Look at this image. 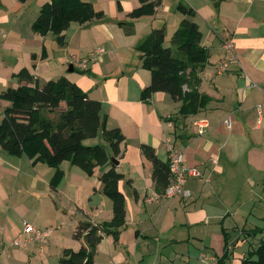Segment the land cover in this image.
<instances>
[{
	"label": "crops",
	"instance_id": "1",
	"mask_svg": "<svg viewBox=\"0 0 264 264\" xmlns=\"http://www.w3.org/2000/svg\"><path fill=\"white\" fill-rule=\"evenodd\" d=\"M48 1L0 0V92L24 83L15 77L23 68L40 83L66 76L101 102L106 128L117 127L122 133L116 169L123 175L118 187L125 196V227L116 241L111 235L103 237L94 264L98 256L100 264H202V253L221 255L222 228L229 250L240 245L241 238L258 244L264 240V0H161L153 14L133 19L128 13L138 0H85L104 17L71 22L63 44L51 32L41 35L32 30L40 7ZM178 2L195 14H181ZM183 18L197 23L200 44L209 53L196 73L199 80L184 86L207 95L209 102L186 116L178 113L181 101L166 92L140 98L151 74L142 67L136 48L154 28L163 27L165 42L171 43ZM224 39L233 40L235 59L227 71L217 73ZM98 47L103 48L99 57L80 67L78 62ZM75 65L83 73L70 74ZM8 104L0 99V121ZM168 140L183 152L184 163L200 174L186 179L188 195L148 202L146 196L159 190L152 179V163L140 146L153 147L161 160L168 161ZM108 157L109 161L113 157L111 150ZM109 166L107 162L88 175L63 161V177L53 189L49 183L53 168L40 162L33 165L25 155H11L0 147V213L8 202L21 218L30 215L45 227L56 223V228L71 229L65 242L48 239L38 249L23 241L14 247L11 242L17 236L10 241L8 233L20 229L13 221L0 224V264H51L64 248L78 250L83 239L72 237L78 222L96 224L112 217L111 200L99 179ZM229 228L237 235L233 240Z\"/></svg>",
	"mask_w": 264,
	"mask_h": 264
},
{
	"label": "trees",
	"instance_id": "2",
	"mask_svg": "<svg viewBox=\"0 0 264 264\" xmlns=\"http://www.w3.org/2000/svg\"><path fill=\"white\" fill-rule=\"evenodd\" d=\"M25 1V0H20ZM128 17L138 18L151 15L161 0H138ZM176 9L183 15H194L192 7L178 2ZM103 11H97L85 0H49L39 10L32 22V30L41 35L51 32L59 44L64 43V31L71 22L83 24L93 19H102ZM201 32L196 22L183 18L173 32L171 47L165 45V30L154 28L137 45L141 65L150 71L151 78L140 98L146 100L158 91L169 94L173 100L181 101L178 113L182 116L197 113L209 102V97L197 89L185 90L191 79L198 81L196 75L206 63L209 53L200 44ZM83 71V70H82ZM15 77L24 81L17 87H8L0 92V99L9 104L3 109L0 121V147L11 155H25L34 165L44 163L54 169L49 181L55 189L63 177L60 164L68 161L91 175L94 169L109 162V168L99 179L102 192L111 200L112 217L109 221L91 223L80 221L72 237L83 239L78 250L64 248L59 264H94L98 243L107 235L118 240L121 229L125 227V196L118 182L123 177L116 169V163L109 161L103 144H85L84 141L100 134L108 144L112 156L121 155L120 144L124 140L119 128H106V116H101V102L91 99L75 82L60 76L44 83L21 69ZM62 104V105H61ZM57 111L55 119L46 113ZM142 154L152 163V179L161 191L169 182L168 161L161 160L154 148L141 144ZM225 244L216 264H264V240L248 251L237 263L229 262L230 250L226 233L222 228Z\"/></svg>",
	"mask_w": 264,
	"mask_h": 264
},
{
	"label": "built area",
	"instance_id": "3",
	"mask_svg": "<svg viewBox=\"0 0 264 264\" xmlns=\"http://www.w3.org/2000/svg\"><path fill=\"white\" fill-rule=\"evenodd\" d=\"M222 47L224 49V55L217 61L216 71L217 73L225 72L228 69V65L235 59L234 54V42L232 39H224L222 41ZM103 48H96L93 50L91 55L78 62V65L82 68H85L87 61L95 60L99 57ZM229 125V121H227ZM167 150H168V166H169V182L161 191H152L146 196V201L153 202L159 201L160 199H168L175 196H185L188 195V192L184 189L185 181L188 177L198 176L199 170L194 166H187L184 163V154L181 150L175 149L170 141H167ZM23 227L22 232L24 234V243L38 242L40 247L45 246L48 242V237L53 230V227H45L43 229L37 228L33 224L22 221ZM21 241L18 238H15L12 241L13 245H19ZM200 262L202 264H216V258L212 256H207L205 254H200Z\"/></svg>",
	"mask_w": 264,
	"mask_h": 264
},
{
	"label": "rangeland",
	"instance_id": "4",
	"mask_svg": "<svg viewBox=\"0 0 264 264\" xmlns=\"http://www.w3.org/2000/svg\"><path fill=\"white\" fill-rule=\"evenodd\" d=\"M171 45V43H167V41L165 42V45L167 46V45ZM71 62H73V60L71 61ZM231 63V62H230ZM229 63V64H230ZM227 71V70H226ZM72 73H83V72H81L79 69H78V67H76V65H75V67H74V72H71L70 74H72ZM223 73V72H222ZM69 73L68 72H66L65 73V75H68ZM67 78V77H66ZM62 105V104H61ZM46 115L48 116V117H51V118H53V119H55L56 118V116H57V111L55 110L54 112H52V113H46ZM227 121H229V119H226L224 122H225V124H226V126L227 127H230V121H229V125H227ZM84 143L85 144H103L104 146H105V149H106V151H107V154L109 155V153H110V149H109V146H108V144H106V142L104 141V139H103V137H102V135L100 134V132L98 133V135L96 136V137H94V138H90V139H87V140H85L84 141ZM176 149V148H175ZM180 150V149H179ZM44 167V166H43ZM6 204H8V202L7 203H4V206H3V209L1 210V213H0V224H1V226L2 225H5V223L6 224H11V222L13 221V223L16 225L15 226V228H17V229H20L19 230V233H13V232H9L8 233V236H9V239L8 240H10V241H12L13 239H14V237H16V238H19L20 239V241H23V239H24V234H23V232H22V227H23V223H22V220H25V221H27V222H30L31 224H33V225H35L37 228H40V229H43V228H45V226H43V224H39L40 222L39 221H32L31 219H32V217L30 216V215H27L26 217H19L17 214H15V212H12L13 211V208H14V206H13V204L12 203H10V205H6ZM9 209V212L8 213H6L5 214V212L7 211ZM4 222V223H3ZM38 222V223H37ZM227 226V225H226ZM53 227H55L54 228V230L52 231V233L50 234V238H48V239H58L60 242H61V240H63V242H65V240H66V238L68 237V238H70V233H71V229H70V226H63V227H59V228H56V223H54V225H53ZM227 227H229V225L227 226ZM234 230V229H233ZM233 230L231 229V228H229V231H230V233H233V234H231V239L233 240V238H235L237 235H236V233L235 232H233ZM18 232V231H17ZM19 235V236H18ZM231 239H230V242H231ZM244 240V241H243ZM227 241H228V238H227ZM251 241V239H247L246 240V238H241V243H240V245H238V246H236V247H233L232 246V248H231V246H230V255H229V259H228V261L229 262H238L241 258H239L240 257V255L242 254V256L243 255H245L246 254V252H248V249H254V247H255V245L254 244H258V242H256V243H254L253 241L252 242H250ZM12 243V242H11ZM31 244H29V245H33V246H36V247H38V249L40 248V243H38V242H30ZM225 243V242H224ZM222 246H223V244H222ZM12 247V246H11ZM14 247H16L15 245H14ZM19 247H21V246H19ZM224 247V246H223ZM228 248H229V245H228ZM223 251H224V248L222 249ZM223 251L221 252V255L223 254ZM40 253V252H39ZM191 254H193V256H194V260H197L196 259V255L194 254L195 253V251H191L190 252ZM4 253H2V255H3ZM40 256L42 255V254H39ZM220 255V256H221ZM40 256L38 257V259L40 260L39 261V263L41 262V259H43V258H40ZM55 256V255H54ZM52 257V258H55V257ZM61 256V255H60ZM213 257V256H212ZM38 259H35V262L38 260ZM216 259H217V257H216ZM2 260V256H0V261ZM59 259H55V263H51V264H59V261H58ZM97 264H100V262L102 261V257L101 256H98L97 257ZM197 262H198V260H197ZM199 264V263H198Z\"/></svg>",
	"mask_w": 264,
	"mask_h": 264
},
{
	"label": "water",
	"instance_id": "5",
	"mask_svg": "<svg viewBox=\"0 0 264 264\" xmlns=\"http://www.w3.org/2000/svg\"><path fill=\"white\" fill-rule=\"evenodd\" d=\"M73 70V65L70 63L69 67H68V71H72ZM111 162L117 163V159H115L114 157L110 158Z\"/></svg>",
	"mask_w": 264,
	"mask_h": 264
}]
</instances>
